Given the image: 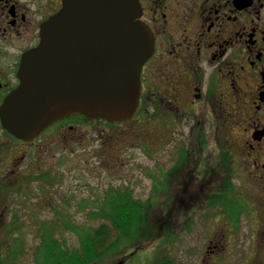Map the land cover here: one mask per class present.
Segmentation results:
<instances>
[{
	"label": "flooded vegetation",
	"instance_id": "af4514ba",
	"mask_svg": "<svg viewBox=\"0 0 264 264\" xmlns=\"http://www.w3.org/2000/svg\"><path fill=\"white\" fill-rule=\"evenodd\" d=\"M136 1L138 19L150 29L154 46L141 70L138 109L119 126L144 113L177 135L187 129L190 138L211 139L212 163L199 161L208 148H178V183H194L199 189L189 196L200 201L218 196L217 187L229 185L232 173L250 178L262 187L256 227L264 235V0ZM63 2L0 0V106L18 86L22 55L37 45L41 25ZM72 118L105 124L69 117L24 141L7 132L0 119V220L20 218L24 209L35 218L45 209L55 215L57 138L52 130L64 131ZM217 139H223L220 147ZM206 182L210 189L202 192L200 184Z\"/></svg>",
	"mask_w": 264,
	"mask_h": 264
},
{
	"label": "rangeland",
	"instance_id": "374dc122",
	"mask_svg": "<svg viewBox=\"0 0 264 264\" xmlns=\"http://www.w3.org/2000/svg\"><path fill=\"white\" fill-rule=\"evenodd\" d=\"M164 125L143 113L123 126L75 118L64 131L55 126V215L45 209L35 218L24 209L20 218L0 220V264H37L44 239L73 250L79 248L77 234L87 229L105 225L113 234L106 216L97 215L110 192L131 195L145 211L130 240L93 264H155L163 258L170 264H264V235L256 227L262 187L232 173L229 185L217 187L218 196L193 201L189 194L199 188L178 183L177 150L208 148L199 161L212 163L214 143L190 138L187 129L177 135ZM140 128L148 134H137ZM117 133L128 135L119 140ZM200 185L202 192L210 189L207 182Z\"/></svg>",
	"mask_w": 264,
	"mask_h": 264
},
{
	"label": "water",
	"instance_id": "95a60500",
	"mask_svg": "<svg viewBox=\"0 0 264 264\" xmlns=\"http://www.w3.org/2000/svg\"><path fill=\"white\" fill-rule=\"evenodd\" d=\"M140 12L136 0H64L22 55L18 86L0 106L2 127L31 141L74 115L111 124L131 119L154 45Z\"/></svg>",
	"mask_w": 264,
	"mask_h": 264
},
{
	"label": "trees",
	"instance_id": "16d2710c",
	"mask_svg": "<svg viewBox=\"0 0 264 264\" xmlns=\"http://www.w3.org/2000/svg\"><path fill=\"white\" fill-rule=\"evenodd\" d=\"M111 194L113 193L110 192L106 196L108 199L104 200L105 204L97 215L106 216L113 226V234L105 225L96 229H87L83 234H77L80 240L79 248L73 250L62 248L55 241L48 242L44 239L35 254L37 264H93L108 252L117 249L120 242L130 240L136 223L144 214L145 205L134 200L129 194L122 192H119V195ZM155 264H170V262L163 258L158 259Z\"/></svg>",
	"mask_w": 264,
	"mask_h": 264
}]
</instances>
